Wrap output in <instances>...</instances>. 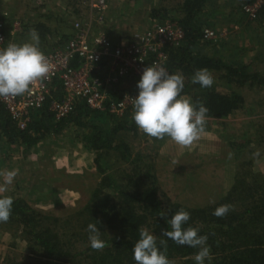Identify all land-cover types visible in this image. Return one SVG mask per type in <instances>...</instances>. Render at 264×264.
Here are the masks:
<instances>
[{
    "label": "rangeland",
    "instance_id": "rangeland-1",
    "mask_svg": "<svg viewBox=\"0 0 264 264\" xmlns=\"http://www.w3.org/2000/svg\"><path fill=\"white\" fill-rule=\"evenodd\" d=\"M103 1L105 8L101 11V23L96 20L99 12L88 6L95 5L97 0H0V12L7 13V33L17 44L30 40V29H43L39 35L43 52L64 41L72 32L75 20H80L85 26L89 24L91 30L102 31L117 39L141 32L154 23L173 22L171 17L180 15L176 9L179 0ZM249 1L254 2L222 0L218 4L208 0V6L215 3L235 5V9L228 11L220 8L222 12L211 13L204 7L200 16L202 27L213 29L217 36L201 40L196 50L226 62L244 63L250 71L264 74V16L249 17L242 9V5ZM153 11L157 14L153 15ZM227 12L232 15L228 16ZM235 17L238 20H234ZM14 22L20 24L17 31L13 30ZM178 45L173 43L167 49ZM211 73L213 76L216 74ZM135 84L136 78L131 81V74H126L113 83V94L116 96L131 90ZM213 87L225 93L237 86L233 83L229 85L228 78H215ZM51 89L55 90V98L64 96L60 85ZM198 89L202 88H191V95ZM238 91L244 97L243 106L225 117L207 116L205 131L189 148H183L167 137L162 140L151 138L136 126L134 132L124 129L114 134L115 143L127 144L128 152L105 148L97 151L88 141L92 133L90 129L73 122L57 131L45 132L32 146L1 139L0 157L4 152L6 166L11 168L12 164H18L24 171L16 176L8 191L0 195L11 196L13 201H20L37 213L35 229L53 239L61 250V256H48L32 240L31 228L14 218L0 223V264H136L131 252H118L114 246L109 248L111 246H107V242L102 251H96L88 241L89 223L97 224L104 241L117 238L122 233L119 224L122 215L115 211L116 205L124 203L127 194L131 193L132 207L133 204L141 207L134 200L136 193L156 184L160 214L163 212L171 217L180 208L200 209L214 205L220 197H227L237 178L262 184L264 89L245 84ZM102 113L109 117V123L103 120L94 122L105 130L112 119L126 114L114 116ZM127 153H130L128 158L123 156ZM24 156L32 164H22L20 159ZM1 165L4 167L0 161ZM6 170L4 168L0 172ZM97 189L100 191L96 200L99 206H95L98 210L93 213L86 207L95 205L93 195ZM244 193L251 199L247 192ZM261 195L263 192L253 198H260ZM235 197L241 199L238 194ZM240 199L235 201L234 207L244 210L247 201ZM107 210L111 212L105 215ZM139 213L145 221L141 227L154 235L157 227L166 229L164 224L152 226L146 220L149 219V211L139 209ZM182 248L192 251L176 254L170 260L174 264H195L194 255L198 249L186 245ZM205 264L209 262L205 261ZM211 264H216L214 257Z\"/></svg>",
    "mask_w": 264,
    "mask_h": 264
},
{
    "label": "trees",
    "instance_id": "trees-1",
    "mask_svg": "<svg viewBox=\"0 0 264 264\" xmlns=\"http://www.w3.org/2000/svg\"><path fill=\"white\" fill-rule=\"evenodd\" d=\"M251 2V1H249ZM179 17H171L184 32L181 44L172 47L167 51V68L170 74L181 72L185 77V87L183 95H190L193 103L196 101L202 102L208 109V117H225L235 110L243 106L244 97L238 91L245 84L259 86L264 89V74L255 71H250L248 65L238 63L236 61L226 62L212 56L203 55L198 50L197 45L202 38L203 21L201 22V14L205 7V0H179L176 3ZM153 15L157 12L153 11ZM258 16H264V6L260 7L256 12ZM165 15H163L164 17ZM162 18V17H161ZM40 27V26H39ZM37 32L42 34L43 29L37 28ZM207 68L215 72L214 79L228 78L229 85L233 83L237 87L229 92H221L212 88H202L198 83L190 84V76L192 77L196 70ZM134 76H131V81ZM56 87H59L58 80L54 82ZM198 89L191 95V88ZM134 89L131 86V90ZM55 90H52L47 97L44 105L32 117L31 121L24 129H19L16 123L11 119L10 114L0 103V140L5 139L8 143H23L32 146L37 143L39 137L45 132L57 131L69 122L87 127L90 129L91 137L88 141L95 150L99 151L103 148L121 150L122 153L128 152L127 144L119 142L115 143L114 134L120 130L129 129L131 132L136 130V124L133 120V111L121 117L112 119L111 124L107 125V130L103 126L99 127L94 121L103 120L109 123V117L102 112L90 111L82 102L77 104L75 110L62 120L54 121L51 111L49 110V102L55 98ZM123 149V150H122ZM130 153L123 155L128 158ZM151 177V175H149ZM263 182V181H262ZM156 185V184H155ZM154 183L150 187L136 193L134 200L141 207L131 205V193L126 195V199L122 205H116V211L121 213L122 219L119 221L120 235L108 239L107 246H114L118 252H131L139 239L138 229L145 223L143 216L139 213V209L149 211V219H146L150 224H164L166 230H171L169 224L164 218L160 217L161 207L159 199L156 196L158 186ZM244 192L248 193L249 198ZM260 198L254 199L255 194L262 193ZM235 194L240 195L235 197ZM100 191L97 189L94 192L95 205H87V209L93 213H97ZM240 199L244 203V210L234 207L235 201ZM133 200V201H134ZM222 204H231L234 210L230 211L225 217L218 218L213 215L215 208ZM124 210V211H123ZM190 212V220L187 226L199 227L201 235H207V244L211 247L213 257L216 264H264V182L262 184L257 181H246L242 178L235 179L227 197H220L217 203L200 209H185ZM30 212V213H28ZM111 210L105 211V215ZM117 216V215H116ZM37 213L32 212L24 203L14 201L11 219H16L20 224L31 228L30 236L32 240L39 245L43 251L53 258L61 256V250L57 244L53 243V239L49 238L39 230H36ZM169 219L170 216H167ZM92 220H95L92 219ZM117 219H115L116 222ZM165 228L160 226L155 229L158 241L159 239H167L161 235V231ZM172 240H167V255L169 259H174L176 254L191 252V249H184L176 243H171ZM108 255L106 254V257Z\"/></svg>",
    "mask_w": 264,
    "mask_h": 264
},
{
    "label": "clouds",
    "instance_id": "clouds-1",
    "mask_svg": "<svg viewBox=\"0 0 264 264\" xmlns=\"http://www.w3.org/2000/svg\"><path fill=\"white\" fill-rule=\"evenodd\" d=\"M28 42L9 43L0 49V98L22 96L30 91V86L37 81L50 78L53 66L50 59L40 48V37L36 29L29 30ZM191 83L202 88H211L214 77L207 68L195 71ZM185 77L181 72L170 74L159 63L144 68L137 83L138 95L131 98L133 103V120L144 134L157 140L165 137L183 148L191 147L205 131L209 109L200 101L193 103L192 98L183 95ZM258 154V153H257ZM231 156V153H230ZM19 174L18 169L0 173V194L8 191ZM13 198L0 195V223H7L12 215ZM234 210L231 204H222L215 208L213 215L225 217ZM171 230H162L159 239L147 228L141 227L139 239L133 248L136 264H174L167 251V240L179 246H188L198 251L194 255L195 264H211L213 259L211 247L207 244L208 236L200 234L199 227L187 226L190 212L180 208L169 219L165 213L160 214ZM88 241L93 250L102 251L106 242L101 238V230L96 223L87 225Z\"/></svg>",
    "mask_w": 264,
    "mask_h": 264
},
{
    "label": "built area",
    "instance_id": "built-area-1",
    "mask_svg": "<svg viewBox=\"0 0 264 264\" xmlns=\"http://www.w3.org/2000/svg\"><path fill=\"white\" fill-rule=\"evenodd\" d=\"M103 0L95 5H88L97 10L99 23L105 8ZM264 6V0H254L242 5L243 11L251 18ZM6 12H0V49L15 43L7 33ZM14 31L20 29L19 22H14ZM183 29L176 22L151 24L141 32L112 39L99 30H91L80 20L73 23L72 32L67 38L44 51L50 59L53 69L50 78L37 81L30 86V91L22 96L0 98V103L10 114L17 128L24 129L33 115L43 107L54 82L58 80L64 96L52 98L49 110L55 121L62 120L74 111L82 102L88 109L106 112L109 115L123 116L133 109L131 98L138 95L137 83L144 68L153 63L162 64L167 70V46L179 44L183 40ZM213 29L205 27L203 39L216 38ZM136 78L135 88L125 90L115 96L112 86L124 75Z\"/></svg>",
    "mask_w": 264,
    "mask_h": 264
},
{
    "label": "crops",
    "instance_id": "crops-1",
    "mask_svg": "<svg viewBox=\"0 0 264 264\" xmlns=\"http://www.w3.org/2000/svg\"><path fill=\"white\" fill-rule=\"evenodd\" d=\"M205 1H206L205 8H206L208 11H210L211 13H213V12H217V11L222 12L220 8L225 9V10H228V11H230V10H234V9H235V8H233V7H235V5H217V4H216V3L219 4L222 0H214V1L216 2L215 5H210V6L207 5L208 0H205ZM34 5H36V4H34ZM238 7H240V5H238ZM231 12H232V11H231ZM210 15H212V14H210ZM227 15H228V16H231L232 13L227 12ZM234 20H238L237 17H235ZM235 22H236V21H235ZM2 154H3V157H0V161L3 163L4 167H2V165H1V166H0V171H1L2 169H4V168H6L7 170L18 169V170H19V174L21 173V171H24V170H22L21 166H19L18 164H12V165H11V168L7 167V166H6V162L4 163V161H5V160H4V159H5L4 152H3ZM23 155H24V154H23ZM23 155H22V156H23ZM3 158H4V159H3ZM20 162H21L22 164L26 165V166L32 164L30 161H28V160L25 158V156H24L23 158L20 159ZM20 165H21V164H20ZM18 167H19L20 169H19ZM0 173H2V172H0ZM0 183H2V177H0Z\"/></svg>",
    "mask_w": 264,
    "mask_h": 264
}]
</instances>
